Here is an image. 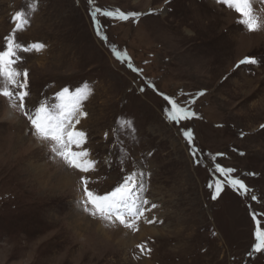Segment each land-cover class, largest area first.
Here are the masks:
<instances>
[{
	"label": "rangeland",
	"instance_id": "obj_1",
	"mask_svg": "<svg viewBox=\"0 0 264 264\" xmlns=\"http://www.w3.org/2000/svg\"><path fill=\"white\" fill-rule=\"evenodd\" d=\"M253 8L264 25V5ZM117 9L141 15L103 16ZM18 11L30 20L18 41L45 45L15 66L29 74L26 108L90 88L76 129L97 164L68 167L0 96V264H264L251 215L264 229V27L248 32L218 0H0V45ZM245 57L258 63L240 65ZM164 96L193 115L170 122ZM215 163L249 191L225 186L213 200ZM132 171L144 174L140 195L157 205L145 215L157 222L126 229L77 203L82 176L103 193Z\"/></svg>",
	"mask_w": 264,
	"mask_h": 264
},
{
	"label": "snow or ice",
	"instance_id": "obj_2",
	"mask_svg": "<svg viewBox=\"0 0 264 264\" xmlns=\"http://www.w3.org/2000/svg\"><path fill=\"white\" fill-rule=\"evenodd\" d=\"M91 2L92 0H89V3ZM254 2L255 0H218V3L239 15V23L250 33L259 31L264 27L257 15L254 14ZM259 2L264 5V0H259ZM100 11V8L96 7L92 13L93 22L96 24L97 29L100 27L97 23V14ZM139 15L141 14L137 12L125 13L119 9L103 12V16L119 20H127L129 16L136 17ZM12 19L14 21L13 34L6 36L3 45H0V96L8 100L11 107L18 108L21 111L31 125L32 134L38 140L45 142L49 146V150L62 159L68 167L81 173L94 171L97 162L90 158V153L87 150L81 148L85 140V133L76 129V125L80 123V117L86 115L83 111V104L91 95V89L87 86H81L74 91H70L69 88L64 87L51 99H45L35 109L28 110L25 98L29 96L27 90L29 74L27 70L18 71L15 66L23 60L21 53L40 52L45 45L39 42L29 45L20 43L15 33L21 30L22 24L27 26L30 20L24 13L19 11L15 13ZM257 63L258 61L255 58L249 57L239 61L240 65H255ZM129 67H132V65L129 64ZM133 70L139 72L138 69ZM21 76L23 77L22 80ZM141 91H143V88ZM197 95L202 96L204 93L200 92ZM164 100L171 105V108L166 112V117L170 122L179 123L193 115L187 107L178 104L176 100L168 96H164ZM120 126L130 127V122L125 121ZM261 127H264V125ZM183 136L192 156L196 159V162H199L191 132L184 131ZM74 147L80 150L74 151ZM212 171L223 178L214 179L213 182L208 184V187L214 190L211 196L213 200L219 196L225 186L237 191L238 194H245L249 191L241 179L232 175L235 169L225 168L215 163L212 166ZM143 175V172H127L110 190L103 193L90 190L88 186L90 180L82 176L83 195L77 203L82 205L83 210L89 215L110 224L118 222L126 229L137 230V221L142 217H144L146 223H155L157 222L155 216L149 218L145 215V213H151L153 209L157 208V205L155 203L150 204L147 199L140 195L144 191ZM251 199L255 201L257 197L253 195ZM251 215L256 224L254 231L255 243L252 252H261L264 251V229L260 226L261 221L257 219L260 214L251 212ZM141 251H144L143 247H141Z\"/></svg>",
	"mask_w": 264,
	"mask_h": 264
},
{
	"label": "bare ground",
	"instance_id": "obj_3",
	"mask_svg": "<svg viewBox=\"0 0 264 264\" xmlns=\"http://www.w3.org/2000/svg\"><path fill=\"white\" fill-rule=\"evenodd\" d=\"M150 215H151V214H150ZM145 232H147V233H149V234H153L152 231H151V229H149V228H145Z\"/></svg>",
	"mask_w": 264,
	"mask_h": 264
}]
</instances>
